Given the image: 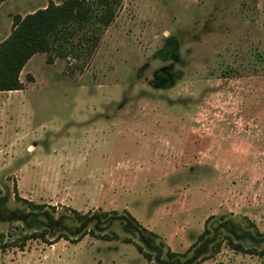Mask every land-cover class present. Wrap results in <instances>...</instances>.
Wrapping results in <instances>:
<instances>
[{"label":"rangeland","instance_id":"1","mask_svg":"<svg viewBox=\"0 0 264 264\" xmlns=\"http://www.w3.org/2000/svg\"><path fill=\"white\" fill-rule=\"evenodd\" d=\"M63 46L0 93L1 244L45 236L0 264H264L226 241L264 249V0H122Z\"/></svg>","mask_w":264,"mask_h":264},{"label":"trees","instance_id":"2","mask_svg":"<svg viewBox=\"0 0 264 264\" xmlns=\"http://www.w3.org/2000/svg\"><path fill=\"white\" fill-rule=\"evenodd\" d=\"M5 0H0L3 2ZM122 0H61L59 4L49 2L48 5L23 17L16 15L12 20V28L9 35L0 43V93L17 92L23 90V84L20 81V74L30 59L37 54L46 55V63L52 64L55 57L62 55L64 40H68L74 35L75 31L81 30L88 25L97 24L102 27H108L115 19L117 8ZM31 81V77L28 78ZM16 201L22 202L33 211H43L46 206L36 205L19 198L17 191L14 192ZM74 218L86 225L91 221H99L98 216L90 217L81 215L72 210ZM99 216L108 221L122 220L121 218L108 217V213H101ZM87 233L94 235V232H84L80 237ZM206 230L198 236V241L204 237ZM66 237L59 236V239ZM99 239L111 241L108 235L98 236ZM243 236L242 238H244ZM31 239H40L45 241L43 232H33L23 235L17 242L2 245V236L0 235V249L5 250L8 247H17L22 249L25 243ZM65 239V238H64ZM227 244L233 250L243 254L256 255L264 257V249L244 248L241 244L235 243L228 238ZM169 258L176 257L173 252L167 253ZM189 261L185 262L188 264ZM197 262L195 264H200Z\"/></svg>","mask_w":264,"mask_h":264},{"label":"crops","instance_id":"3","mask_svg":"<svg viewBox=\"0 0 264 264\" xmlns=\"http://www.w3.org/2000/svg\"><path fill=\"white\" fill-rule=\"evenodd\" d=\"M37 55H38V54H37ZM35 56H36V55H35ZM35 56H33V57H35ZM33 57H32L31 59H33ZM31 59H30V61H31ZM30 61H29V62H30ZM29 62H28V63H29Z\"/></svg>","mask_w":264,"mask_h":264}]
</instances>
